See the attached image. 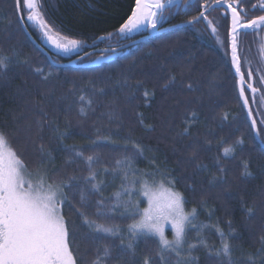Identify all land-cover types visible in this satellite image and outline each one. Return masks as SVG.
<instances>
[{"label":"trees","instance_id":"1","mask_svg":"<svg viewBox=\"0 0 264 264\" xmlns=\"http://www.w3.org/2000/svg\"><path fill=\"white\" fill-rule=\"evenodd\" d=\"M39 3L47 28L27 20L23 9L25 20L21 22L14 0H0V57L12 61L8 69L0 70L6 73L0 76V132L29 170L48 165V173L54 177L88 174L83 159L69 164L71 153L58 147L54 129L59 125L63 130L70 122L71 135L64 143L75 144L85 156L98 154L93 168L99 173L97 180L104 181L100 193L88 192L90 185L79 182L91 201L102 194L106 204L115 202L114 194L126 183L116 161L127 156L132 168L139 170L137 176L154 172V179L169 187L167 180H174L173 189L185 197V208H196L192 223L197 227L189 226L185 237L186 249L189 243L197 245L192 251L198 258L196 264H221L226 260L215 256L214 250L221 246L217 228L227 236L229 221L235 232L228 239L238 264H246L249 253L258 255L260 237L264 235V151L259 137L253 139L251 121L255 119L258 128L264 129V83L260 80L264 76V31L261 44L239 45L241 70L252 72L251 78L245 76L246 83L258 89L253 93L245 87V105L239 95V77L231 66L227 35L218 29L213 34L208 22L201 27L187 24L156 34L148 30L125 34L117 30L131 15L135 0ZM45 31L60 42L67 37L82 43L71 52L54 50L44 44ZM100 36L104 39L98 41ZM110 52L112 58L96 61ZM25 58L30 65L21 63ZM35 67L52 75L43 80L32 71ZM170 76H175L174 84L168 83ZM188 84L192 85L191 90ZM93 85L97 91H93ZM72 88L75 91H70ZM101 88L103 93L98 91ZM145 91L148 97L144 96ZM82 95L83 101L79 99ZM88 100L92 101L90 106ZM67 106L70 111H65ZM81 106L85 107L86 116L79 114ZM193 112L197 118L189 124L186 121ZM38 120L47 121L42 130ZM185 127L189 132L181 135ZM98 136L109 137L115 145H93ZM240 139L243 144H236ZM133 143L143 147V156L133 153ZM41 145L45 149L43 154ZM227 146H233L235 152L224 156L223 148ZM153 159L155 165L150 163ZM217 159L224 172H220ZM245 163L251 176L242 175ZM128 171L131 180L133 173ZM65 191L71 195L72 207L66 206L64 215L69 220L70 241L78 259H93L95 249L102 251L105 245L112 252L107 264H141L145 255L159 251V240L153 235L139 237L134 257L113 247L120 244L121 238H129L127 225L139 218L121 216L118 209L107 217L92 218L106 225H119L123 232L117 236L98 234L100 238L95 240L86 236L90 230L73 210L82 207L79 192L67 188ZM248 208L253 209L251 215ZM85 210L91 215L95 208L88 206ZM200 225L207 227L201 229ZM201 239L207 241L213 253L199 243ZM165 255L170 264L178 259L172 252ZM154 264H161L159 256Z\"/></svg>","mask_w":264,"mask_h":264},{"label":"snow or ice","instance_id":"2","mask_svg":"<svg viewBox=\"0 0 264 264\" xmlns=\"http://www.w3.org/2000/svg\"><path fill=\"white\" fill-rule=\"evenodd\" d=\"M212 3L227 5V12L231 14V27L229 29L231 66L234 68L235 75L239 77V95L244 98V103L247 105L248 98L245 96V87L251 89L253 93L257 92L258 89L246 83L245 76L251 78V70L247 73L241 70L239 35L243 30H257L264 26V15L247 19V10L241 7L243 0H212ZM172 4L173 0H135V7L132 9L131 15L127 17V20L120 25L117 31L126 34L146 27L153 31L162 30L158 29V25L166 19L164 9ZM184 4L188 6L189 0H184ZM14 5L17 9V18L21 22L25 20V17L21 14L23 9L27 12V20L39 22V26L42 28L48 27L47 21L42 19V13L40 12L42 5H40L39 0H14ZM257 6L264 10V0H257V4L252 5L253 8H257ZM208 7L210 5L205 0L204 4L201 5L203 10L197 16L191 17L186 23L189 25L198 23L201 18L208 20L206 15ZM208 25L211 27V32L215 34L217 27L210 20H208ZM24 27L26 28L27 24ZM173 27L176 26L173 25ZM45 35L55 44V47L64 52H71L82 43L79 40L67 39V37H65L64 42L53 41L52 36L48 35L47 31H45ZM108 35L111 36L112 33H108ZM112 51H116V49H112ZM11 63L12 61L8 57H0V70L8 69ZM21 63L30 65L27 58ZM32 71L39 74L43 80H48L49 76L52 75V73L45 74L42 67H35ZM0 76H6V73L0 71ZM260 80L264 83V76H261ZM175 82V76H170L168 83L174 84ZM187 88L191 90L192 85L188 84ZM70 91H75V89L72 88ZM93 91H97L94 85ZM98 91L103 93L104 89L101 88ZM144 96H149L148 91H145ZM79 99L83 101L85 97L82 95ZM91 103V100L87 101L89 106ZM65 111H70V106H67ZM41 112H43V109H41ZM79 114L81 116L87 115L85 107H80ZM46 115L44 113V116ZM139 115L140 123L143 124V116L142 114ZM248 115H252L250 108ZM196 118L197 113L193 112L186 122L190 124ZM46 123V120L37 121L41 130ZM146 127L149 130L152 129L151 125ZM251 128L255 130L253 139L259 137L261 150L264 151V134H262L264 129L258 128L255 119L251 121ZM188 132L189 128L185 127L181 135ZM54 133L59 142L58 147L71 153L67 163H74L77 159L85 161L89 169L86 176L73 173L67 175L66 178L54 177L49 175L47 169L43 171L40 169L29 170L22 156L8 145L5 134L0 132V264H80V261H83V264H107L108 260L112 258L111 248L107 245L103 247L102 251L100 248L95 249L96 255L91 260H86L83 257L78 259L74 254L70 241L69 220L64 215V208L66 206L72 207L71 195L65 191L66 188L79 192V203L82 207L73 210L82 218V223L90 230L85 235L91 239H99L98 234L102 233L111 236L120 234L121 228L119 225H106L100 223L97 219H93L92 216L107 217L116 212L118 208H122L121 216H139V219H134L133 223L127 225L130 233L129 238L126 241L121 238L120 244L113 247H119L121 252L134 257L136 255L135 244L139 237L155 235L159 238V251L155 255H145L141 264H154L156 256H159L161 264H170L165 255L168 252L175 253L178 258L175 264H196L198 258L192 255V251L197 247L195 243L187 244L186 256H182L181 253L185 250V237L188 227H197L192 223L196 218L197 210L193 207L190 212L185 211V197L179 191H173L175 187L174 180H167V184L171 187H166L163 181L158 182L154 179V172H144L142 175L137 176L139 170L133 169L132 161L125 156L122 160L116 161V165L122 172L123 180L126 183H123L121 190L114 194L115 202L106 204L102 194L101 198L91 201L85 189L79 186V182L90 185L88 192L100 193L104 181L97 180L99 173L93 168V164L98 161V154L85 156L82 151L77 150L75 144L64 143V140L71 135L70 122L66 123L63 130L57 125ZM105 142L115 145V142L111 141L109 137L100 136L93 140L92 144L98 146ZM243 142V139H240L236 141V144L242 145ZM40 151L42 154L45 152L43 145L40 146ZM132 151L137 156H143L144 154L143 147L138 143L132 144ZM234 152L235 148L233 146L223 148L224 156ZM47 155L51 156V152L48 151ZM150 163L155 165V160H151ZM216 164L219 166L220 172L225 171L219 159L216 160ZM197 167L206 166L197 165ZM244 167L245 171L242 175L251 176L252 173L248 170L247 163ZM129 169L133 173V179L131 180H129ZM103 171L107 173L109 170L105 168ZM146 177H152V179L149 180ZM215 179L216 177H213L212 182ZM137 184H139V188L136 187ZM125 196H127V199H124ZM134 196L146 197L147 207L141 209L140 204L142 201L134 199ZM88 206H94L95 208L94 213L91 215L85 210ZM247 213L251 215L253 209L248 208ZM165 224L170 225L174 233L172 240L165 236ZM204 227H207V225L199 226L201 229ZM234 232L235 229L231 227L230 221L227 236L222 229L217 228V233L221 238V246L214 250V255L226 258L225 261H221V264H238V261L233 258L232 245L228 239ZM71 235L74 236L75 233H71ZM199 243L205 248H209L206 240L201 239ZM260 244L261 247L257 249L258 255L247 254L246 264H264V235L260 237ZM75 250H79L78 246ZM209 252L213 253V250L209 248Z\"/></svg>","mask_w":264,"mask_h":264},{"label":"flooded vegetation","instance_id":"3","mask_svg":"<svg viewBox=\"0 0 264 264\" xmlns=\"http://www.w3.org/2000/svg\"><path fill=\"white\" fill-rule=\"evenodd\" d=\"M205 0H189V5L185 6L184 0H173V4L166 6L164 9V16L166 17L159 25L158 28L173 27V25H187L186 21L190 20L191 17L197 16L203 9L201 5L204 4ZM210 7L206 11L208 20L212 21L219 31H225L227 35L226 41L230 42L229 29L231 27V14L227 12V5L220 4L216 5L212 3V0H207ZM257 4V0H243L241 5L242 8L247 10V19H252L258 15H264V10H261L259 6L253 8L252 5ZM227 13V14H226ZM243 15V13H241ZM208 20H201L198 23H194L197 27L204 25ZM145 31V30H143ZM264 26L257 30H243L239 35V45H258L262 43Z\"/></svg>","mask_w":264,"mask_h":264},{"label":"rangeland","instance_id":"4","mask_svg":"<svg viewBox=\"0 0 264 264\" xmlns=\"http://www.w3.org/2000/svg\"><path fill=\"white\" fill-rule=\"evenodd\" d=\"M112 56H113V53H111V52H110V53H107V54H105V55H100L99 57L96 58V61H104V60H107V59L112 58ZM39 169L42 170V171L45 170V169H47V171H48L49 168H48V165H46V166L43 165V166L40 167ZM165 186H166V187H169V186H167L166 184H165ZM136 187L139 188V184H137ZM173 191H177V190H174V189H173ZM124 199H127V196H125ZM134 199H139V200L142 201V203L140 204L141 209H143L144 207H147V198H146V197H143V196H134ZM184 209H185L186 212H190L189 210H187V209L185 208V206H184ZM122 211H123L122 208H118V212H122ZM138 219H139V218H138ZM164 231H165V236H166L169 240H172L173 237H174V233H173V231H172L170 225L165 224V226H164ZM121 232H123V229H121ZM126 232H128V229H126ZM153 236H155V235H153ZM155 237L159 240L158 236H155ZM185 243H186V238H185ZM181 254H182V256H186V255H187L186 246H185V250L182 251Z\"/></svg>","mask_w":264,"mask_h":264},{"label":"water","instance_id":"5","mask_svg":"<svg viewBox=\"0 0 264 264\" xmlns=\"http://www.w3.org/2000/svg\"><path fill=\"white\" fill-rule=\"evenodd\" d=\"M135 7V6H134ZM180 26V25H179ZM178 25H176V27H179ZM176 27H168V28H158V29H162V30H158V31H153L152 29H150V28H144V29H141V30H139V31H133L132 33H139V32H141V31H143V30H148V32L150 33V34H156V33H159V32H162V31H167V30H170V29H172V28H176ZM52 38H53V41H57V42H60V40L58 39V38H56L55 36H52ZM104 39V36H100L99 38H98V41H101V40H103ZM44 44L46 45V46H49V47H51V48H53L54 50H59V51H62V50H60V49H58L57 47H55V44L52 42V41H50L49 39H48V37H46L45 39H44Z\"/></svg>","mask_w":264,"mask_h":264}]
</instances>
